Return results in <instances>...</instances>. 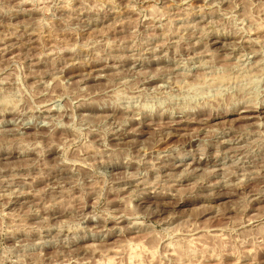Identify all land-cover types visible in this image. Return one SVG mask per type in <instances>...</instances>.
Here are the masks:
<instances>
[{"label":"rangeland","instance_id":"rangeland-1","mask_svg":"<svg viewBox=\"0 0 264 264\" xmlns=\"http://www.w3.org/2000/svg\"><path fill=\"white\" fill-rule=\"evenodd\" d=\"M237 100L264 0H0V264H264Z\"/></svg>","mask_w":264,"mask_h":264},{"label":"bare ground","instance_id":"bare-ground-1","mask_svg":"<svg viewBox=\"0 0 264 264\" xmlns=\"http://www.w3.org/2000/svg\"><path fill=\"white\" fill-rule=\"evenodd\" d=\"M245 43V42H244ZM100 70V69H99ZM248 70V69H247ZM243 71V70H242ZM210 76V75H209ZM212 76V75H211ZM210 78V77H209ZM198 79V78H197ZM203 79V78H202ZM146 80V79H145ZM211 80V79H210ZM227 80V79H226ZM197 81V80H196ZM235 93H237V92H235ZM239 94L240 93H238V96H239ZM243 95V94H242ZM241 95V96H242ZM234 96V95H233ZM237 96V97H238ZM245 97V96H244ZM240 98V97H239ZM242 98H243V96H242ZM245 99V98H244ZM249 99V98H248ZM247 99V100H248ZM236 100V99H235ZM239 100V99H238ZM237 100V101H238ZM219 101V100H218ZM227 101H228V99H227ZM232 101H234V99L232 100ZM231 101V102H232ZM257 101V100H256ZM249 102V101H248ZM248 102L246 101V100H240V101H238V102H236L235 101V103L233 104H231L230 105V107H233L232 108V110H231V112H233V111H236V110H238L239 108H243V111H240V112H244V113H246V112H253L254 110H256L258 107L259 108H264V104H259V105H250V104H248ZM249 103H252V102H249ZM253 103H254V101H253ZM263 103V102H262ZM219 104V103H218ZM227 104V103H226ZM224 105H225V103H224ZM212 107V106H211ZM204 109V108H203ZM231 109V108H230ZM217 110V109H216ZM258 110V109H257ZM256 110V111H257ZM182 111V110H181ZM200 112V111H199ZM201 112H202V109H201ZM205 112V111H204ZM209 112V111H208ZM237 112V111H236ZM180 113V112H179ZM197 113H198V111H197ZM248 116V115H247ZM247 116H240L239 118H242V119H249V118H252V117H247ZM227 133V132H226ZM207 156V155H206ZM200 159V158H199ZM261 165H264V164H261ZM163 167V166H162ZM264 167V166H263ZM260 171V170H259ZM261 171H262V169H261ZM213 198V197H212ZM259 227V226H258ZM190 234V233H189ZM263 234V233H262ZM260 235L259 236V238L264 242V235Z\"/></svg>","mask_w":264,"mask_h":264}]
</instances>
